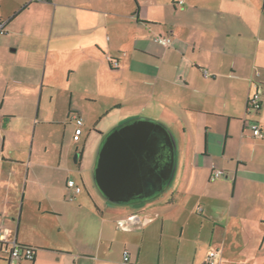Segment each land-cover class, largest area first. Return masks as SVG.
Masks as SVG:
<instances>
[{"label":"crops","instance_id":"1","mask_svg":"<svg viewBox=\"0 0 264 264\" xmlns=\"http://www.w3.org/2000/svg\"><path fill=\"white\" fill-rule=\"evenodd\" d=\"M33 1L0 11V227L4 238L15 230L18 243L35 248L33 261L20 264H119L102 248L107 239L112 247L118 221L123 246L130 234L140 237L135 260L124 249V263L146 264L141 247L154 221L162 231L166 216L192 201L209 215L200 224L211 226L207 238L181 226L194 256L205 249L195 264H207L211 250L216 264H234L236 251L239 264H264L250 254L264 249V0H44V13H25ZM254 92L258 110L247 108ZM141 119L169 136L171 147L158 133L167 177L143 185L147 196L114 205L99 202L92 185L83 195L88 142L99 153L112 131ZM96 164L88 167L104 195ZM212 165L224 171L214 181ZM84 203L94 206L90 235L73 217L52 219L65 213L61 204Z\"/></svg>","mask_w":264,"mask_h":264},{"label":"rangeland","instance_id":"2","mask_svg":"<svg viewBox=\"0 0 264 264\" xmlns=\"http://www.w3.org/2000/svg\"><path fill=\"white\" fill-rule=\"evenodd\" d=\"M0 1L3 2V6L0 8L1 12L11 7H17V10H18L24 5V2H25V0H0ZM43 3H44L43 1H33L32 6L29 7L28 10H25L24 12L28 13L27 11H31V10L32 11H36L39 9L41 10V8L43 7L42 5ZM41 12L44 13L45 11L41 10ZM48 17H49V14H48ZM81 144L82 143L78 142L74 146L81 149L82 148ZM91 144L92 143L88 142V144L86 145V149L84 153L86 164L83 167H81L82 168L81 170H83L84 178L87 181L86 187L84 188L82 187L83 188L82 194L86 195L88 191L92 192L88 186V185H92L93 192L97 196V200L99 202L106 201V203L110 205H114V203H119V202L108 200L105 197V195H103L95 187L93 183V172L92 171L96 164V157H97L98 152H97L96 144L95 145H91ZM77 153L78 152L74 151V149L72 150L71 154L73 156V160ZM88 161L91 162L90 165L88 164ZM88 165L92 168V171H90V168L88 167ZM88 177H91V179L89 178L88 180ZM144 202L145 200L135 199V200L130 201V204L134 205L135 203H144ZM60 206L64 207L63 209L65 213L60 215L58 218H52V219L63 221V220H66L67 218L73 217L76 219L77 222L78 221L80 222L77 225V228L79 227L80 229L81 227L85 226L84 228L85 233H87L88 235L93 233V231L96 228L94 226L95 225L94 221H96V217L93 216L91 211H89V209L93 210L94 208V206L91 203L89 204L84 203L82 208L80 209L78 208V205L70 206V205L61 204ZM194 206H196V204H194L193 201L190 202V204L185 206L181 214L178 213L177 218H174L173 215L168 214L166 216V220H165L162 231H160V220L156 219L154 221L153 223L154 225H152V230L147 231L146 238L144 239L143 246L141 247L143 262H145L146 264H156V260L159 254L161 256L160 264H191V262L195 264V262L197 261H192L193 260L192 258L197 257L199 260L201 259V257L204 255L205 249L204 247L199 248L198 256L197 255L194 256V249H192L194 247V241L192 240L190 235L199 234V235H204V237L207 238L209 237V234L211 232V226L208 222H204L203 225L200 224V221L198 220V218H202L203 220L208 219L209 215H206L205 212L202 214L198 213L197 211L195 212ZM200 207L203 208V205ZM80 219H83L86 222L83 223L82 225ZM87 219L90 220V223H87L88 222ZM182 224H184L185 226L184 233L186 234L189 233L190 235L186 236V239L181 240L180 233H181ZM120 227H122V221H118L116 226L114 225V230L110 232L111 237L113 238L112 247L109 246L108 244L110 240L106 238L107 240L103 241L102 248H104L106 251L109 250V248H111L110 257L112 258V260L117 261L119 264H125L123 261V250L127 249L131 253L132 255L131 260L133 262L135 260L136 251L138 249V242H139L140 237H138L139 234H136V235L130 234L128 236V240H129L128 243L126 244V246H123V243L125 241V235L123 232H121ZM14 231L11 232L8 230V233H6L5 235V238L9 239L10 242H12L14 239V236H13ZM253 231L254 230L252 229L251 232ZM161 235H162V239L160 238ZM200 242H202V240H200ZM257 243L258 241L251 240V239L244 242L245 245H248V244L257 245ZM178 247L180 248L179 255H178ZM250 252H251L250 253L251 255H257L258 259H261L264 256V249L256 251L253 247ZM232 254L234 255V261H235L234 264H239L240 262L239 259H242L243 256L242 255L240 256L239 255L240 253L237 251L233 252ZM4 256H5V253H0V258L3 259ZM184 258L188 260L186 263L184 260H182ZM0 264H5V263L0 260ZM92 264H94V260H92Z\"/></svg>","mask_w":264,"mask_h":264},{"label":"water","instance_id":"3","mask_svg":"<svg viewBox=\"0 0 264 264\" xmlns=\"http://www.w3.org/2000/svg\"><path fill=\"white\" fill-rule=\"evenodd\" d=\"M155 132L162 133L167 145L172 146L163 127L143 119L115 129L106 137L98 153L95 179L109 200L126 202L150 194L142 188L151 179L145 171L158 151Z\"/></svg>","mask_w":264,"mask_h":264},{"label":"built area","instance_id":"4","mask_svg":"<svg viewBox=\"0 0 264 264\" xmlns=\"http://www.w3.org/2000/svg\"><path fill=\"white\" fill-rule=\"evenodd\" d=\"M35 1H44V0H35ZM181 3V0H180ZM0 31H3V24H0ZM154 40L161 44L162 46H169L172 42L170 37L167 36H162V35H157L155 36ZM204 73L206 74L207 71L204 70ZM249 105L250 109L258 110L261 106V100L259 97V94L257 92H254L252 95L249 96L247 100V106ZM76 123L80 125L82 123V120L80 117H76ZM1 124V120H0ZM251 129L253 130L254 133L259 132V126L257 123H252L250 125ZM80 128H77L75 130V138L77 139L78 135L80 134ZM211 174H210V180L214 181L221 176H223L224 171L223 169L212 165L211 166ZM67 187L69 189L74 190L75 193H79L81 191L80 185L76 184L73 180L69 179L67 181ZM203 208L198 207V212H202ZM19 243L13 239L12 242L6 240L3 236V231L0 227V251L5 253V259L7 261V264H18V262L23 259H29L32 257V250L29 247H24L21 248L18 245ZM217 252L215 250L209 251L207 257H206V262L207 264H216V257H217ZM129 260V253L127 250L123 252V261L127 262Z\"/></svg>","mask_w":264,"mask_h":264},{"label":"flooded vegetation","instance_id":"5","mask_svg":"<svg viewBox=\"0 0 264 264\" xmlns=\"http://www.w3.org/2000/svg\"><path fill=\"white\" fill-rule=\"evenodd\" d=\"M157 142V148L158 151L155 153L154 160H151L150 165L148 166V169H146L147 177L151 178L147 180L144 183V186H151L152 184L156 183L158 184L159 182H162L166 177H167V167L170 166L167 159H165L163 162H161L160 157L162 156V153L160 151L161 145H159V134L155 132L154 134ZM168 165V166H167ZM165 167V168H163Z\"/></svg>","mask_w":264,"mask_h":264},{"label":"trees","instance_id":"6","mask_svg":"<svg viewBox=\"0 0 264 264\" xmlns=\"http://www.w3.org/2000/svg\"><path fill=\"white\" fill-rule=\"evenodd\" d=\"M247 108L250 109V108H249V105L247 106ZM18 245H19V247H21V248L29 247V248H31V250H32V252H33L31 258H29V259L23 258V259H21V260L18 262V264H20V262H21L22 260H23V261H29V262H32V261H33V258H34V254H35V248L32 247V246L25 245V244H20V243H19Z\"/></svg>","mask_w":264,"mask_h":264}]
</instances>
